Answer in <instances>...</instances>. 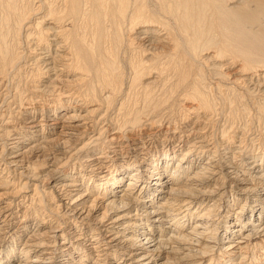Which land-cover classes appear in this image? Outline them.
<instances>
[{
	"label": "bare ground",
	"instance_id": "1",
	"mask_svg": "<svg viewBox=\"0 0 264 264\" xmlns=\"http://www.w3.org/2000/svg\"><path fill=\"white\" fill-rule=\"evenodd\" d=\"M0 264H264V0H0Z\"/></svg>",
	"mask_w": 264,
	"mask_h": 264
}]
</instances>
